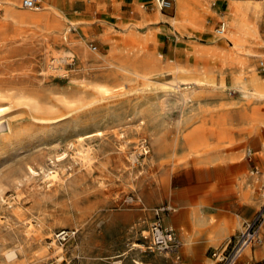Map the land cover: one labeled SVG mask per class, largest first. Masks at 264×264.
Segmentation results:
<instances>
[{
	"label": "rangeland",
	"instance_id": "1",
	"mask_svg": "<svg viewBox=\"0 0 264 264\" xmlns=\"http://www.w3.org/2000/svg\"><path fill=\"white\" fill-rule=\"evenodd\" d=\"M14 1L18 10H27L20 0ZM145 1L74 0L70 5L65 0L67 14L86 25L84 30L70 25L68 37L81 42L72 49L61 44L57 32L16 29L0 7V37L5 38V44L0 43V264H174L171 255L145 245L143 231L158 217L181 231L180 264H264V149L252 146L240 128L243 108L258 110L264 117V99H240L222 64L216 66L224 72L221 78L216 71L215 95L202 98L204 109L189 126L178 124L185 107L180 99L156 94L148 97L152 104L141 126L133 105L147 98L141 95V89L148 87L142 80L125 81L114 94L89 89L84 97H77L85 85L123 82L101 76L106 68L96 55L110 57L113 46L116 57L121 50L142 46L153 53L165 71L156 80L159 86L179 75L173 69L176 62L194 68L203 65L196 56L199 52L205 53L207 62L209 55L217 53L211 48L215 29L224 15L230 17L231 0L194 3L195 20L200 17L205 22V29L197 34L171 23L175 0L162 9L169 17L168 27L161 28L159 19L143 21L139 15L140 9L146 12L141 4ZM239 1L251 6L261 3L263 8L257 32L250 30L244 47L251 50L249 68L264 77V0ZM158 8L153 2L147 10ZM252 13L248 18L253 21ZM129 24L138 34L147 33L146 41L125 39L120 31H126ZM175 49L183 54L175 55ZM51 61L59 67L53 68ZM223 84H228V90ZM224 120L228 121L225 139L234 140L221 150L227 161L206 164L198 163L194 154L187 160L182 157L188 139L202 136L217 142L222 131L217 123ZM154 129L163 134L169 149L177 151L175 156L158 155L150 161ZM140 146L149 152L140 151ZM240 160L250 166L241 201L255 204L257 214L221 246H187V230L176 220L182 211V195L171 184L172 174L191 165L197 171L224 170L228 162ZM52 170L58 176L49 180ZM185 198L193 202L187 194ZM245 231L252 237L237 253L240 239L247 237ZM10 248L17 250L13 260L6 258Z\"/></svg>",
	"mask_w": 264,
	"mask_h": 264
},
{
	"label": "bare ground",
	"instance_id": "2",
	"mask_svg": "<svg viewBox=\"0 0 264 264\" xmlns=\"http://www.w3.org/2000/svg\"><path fill=\"white\" fill-rule=\"evenodd\" d=\"M73 2L74 0H70V5ZM175 2L176 15L170 18L171 23H173L175 26L182 25L183 27L187 28L190 33L193 34H197L196 32L200 33L201 30L205 29V22L203 21V18L199 17L197 20H195L196 17L195 14H193L192 8L194 3H199L201 2V0H175ZM0 7H2V9L4 8L7 17L10 19L11 23L16 29H23L24 27H34L41 31H48V33L57 32L61 44H64L71 49L78 48L79 44H81L80 41H74L70 39L68 37V31L71 29L70 25L76 27L80 26L83 30L85 29L86 25H82L83 21L81 19L73 18L67 14V5L65 3V0H40V3L38 5L33 8H26L27 10H18L17 8L19 6L14 0H0ZM140 10L143 12L142 9ZM251 10L253 12L252 14L254 15L253 21L249 20L248 18L249 12ZM157 12L162 15V18H169L165 17L168 15H164L165 13L160 7L157 9ZM228 14L230 15V17L224 15L223 21H221L223 27L222 33H217L213 37L214 43L211 48L213 50H216L217 53L214 55H209V62L205 61L203 57L205 53L202 52H199L198 55L194 54L198 56L199 60L203 63V65L201 66L191 68L181 62H176V64L173 66V69L179 75L177 77H174L171 82H165L162 86H159L155 84L156 80L159 77L164 76L163 73L165 71L153 53L148 52L147 50H142V46L141 48L137 47L132 51L121 50L119 56L116 57L114 56V53L116 52L117 47L113 46L110 49V57L104 55V53H97L96 55L97 57L103 59V66L106 68L101 76L113 80L118 79L123 82H120L118 85L114 86H110L108 83H93L92 86L85 85V87L83 88V93L80 92L77 97H84L85 93L89 89L100 94H114V92L117 90L116 87H123L125 81L142 80L148 87H144L141 89V95L147 98H140L133 105L135 114H137V116H140L139 123L141 126H144L145 118L149 116L148 107L152 104V101L151 98L148 97L153 94H156L159 98H166V96H168L169 98L180 99L185 104V107L183 108V110L181 109L182 113L180 112L181 115L178 120V124L181 127L189 126L194 116L204 109L202 98H209L215 95L214 90L219 87V84L216 81V71H219L221 78L222 73L224 72L222 69H217L216 66L218 64H222L226 67L227 72L230 73L232 79L231 88L234 89L235 92H238V96L240 99L256 101L264 99V77L249 68L248 58L249 56H251V50L244 47L247 36L251 32L250 30L253 29L255 32H257V27L260 22L259 20L263 15V8L261 6V3H254L253 6H251L245 1L231 0L230 11L228 12ZM191 25L197 29L193 28ZM161 28L165 27L163 26ZM192 28L195 30H192ZM120 32L121 34H124L123 36H125V39H128L132 42L137 40L146 41L148 35L147 33L144 35H140V33L138 34L137 32H135V27L133 28V26H130V24L128 25L126 31ZM4 39L5 38L1 39L0 37V43L5 44ZM173 52L177 56L183 54V51L180 49H175ZM193 53L195 52L193 51ZM58 57L56 56V58ZM61 57H63V55ZM53 60L55 61V58ZM52 61L50 62V64L52 63ZM51 66L53 68L59 67L58 65H54L53 63L51 64ZM223 85L224 88H226L225 90H228V84ZM149 86H151V88H149ZM148 89L153 91H146ZM157 89H162V91L158 92ZM197 89H199L198 92L196 91ZM223 98H225V96ZM1 112L2 111L0 110V119L3 116ZM240 118V128L242 130H245V134L247 139L249 140V143H251L255 148H259V146L261 145L264 149V117L260 115L258 110L250 112L249 109L243 108ZM226 124H228V121L226 120L221 122L219 121L217 123V126L222 129L217 142L209 141L202 136L195 138V140L188 139V141H186L185 143L186 153L183 154L182 157L187 160L189 155L194 154L198 163L206 164L224 161L226 159V156L222 154L221 150L226 146V144L234 142L232 138L229 140L225 139L226 136L224 128L226 127ZM195 130L197 131V129H194V131ZM190 133H186L184 134V136L188 137V134ZM152 145L154 147V151L153 154L149 156L151 162L155 160L158 155L160 157H167L168 159V157L170 158L177 154L176 150L169 149V146L163 139V134H161L160 131H156L155 129L152 133ZM139 149L140 151H144L147 153L149 152V150H147L146 147L143 146H140ZM131 158L134 162L138 159L135 154H132ZM32 171L35 170L32 169ZM47 176L49 177V180L56 179V177L58 176V171L52 170L47 174ZM247 233V231L244 232L245 235H247ZM247 245H249V241L246 240L244 236L237 244V247H239L237 253ZM58 250L59 249H57V251ZM6 256V258L9 260H13L14 258H16V248L8 249L6 251ZM230 264H232V262Z\"/></svg>",
	"mask_w": 264,
	"mask_h": 264
},
{
	"label": "crops",
	"instance_id": "3",
	"mask_svg": "<svg viewBox=\"0 0 264 264\" xmlns=\"http://www.w3.org/2000/svg\"><path fill=\"white\" fill-rule=\"evenodd\" d=\"M152 1L142 3L146 12L140 10L142 15L139 18L143 17V21L159 19V23L168 27V20L162 18L157 10H147L153 5ZM247 167H250L248 162L240 160L228 162L224 170L210 167L197 171L191 165L172 174L171 184L177 194L182 195V211L176 216V220L182 224V229L187 230V246H221L224 240L237 234L242 225L254 218L258 212L256 205L241 201V194L247 189L243 181L249 177ZM186 194L193 202L185 198ZM228 194L233 197L228 198ZM205 196L208 198V205L204 203ZM171 226L181 239L180 229Z\"/></svg>",
	"mask_w": 264,
	"mask_h": 264
},
{
	"label": "built area",
	"instance_id": "4",
	"mask_svg": "<svg viewBox=\"0 0 264 264\" xmlns=\"http://www.w3.org/2000/svg\"><path fill=\"white\" fill-rule=\"evenodd\" d=\"M20 1L21 6L24 8H33L40 3V0ZM153 2L157 7H160L161 9L169 8L172 5V0H154ZM215 31L218 34L222 33L223 27L221 23L216 27ZM262 65H264L263 62ZM157 213L160 214L159 210ZM143 236L145 240V245L148 249L171 255L174 264H180L181 240L173 226L165 224L162 219L158 217L157 219H154L150 222L147 229L143 231ZM251 237L252 233L249 232L247 233V237L245 239L249 241Z\"/></svg>",
	"mask_w": 264,
	"mask_h": 264
}]
</instances>
